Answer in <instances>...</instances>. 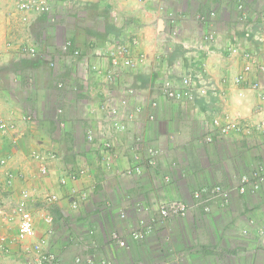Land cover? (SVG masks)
Instances as JSON below:
<instances>
[{
	"label": "crops",
	"instance_id": "obj_1",
	"mask_svg": "<svg viewBox=\"0 0 264 264\" xmlns=\"http://www.w3.org/2000/svg\"><path fill=\"white\" fill-rule=\"evenodd\" d=\"M51 2L50 14L34 15L29 27H22L14 16V0H0V110L11 107V117L19 124L15 133L0 131V161L11 155L0 168V185L5 188L3 171L14 175L11 189L0 190V264L35 262L33 253L19 250L14 242L18 225L9 217L23 191L31 195L36 240L46 241L45 250L58 257L55 264H264V236L249 222L264 225V195L236 190L245 165L264 160V142L237 133L213 134L211 127L212 119L226 111L253 115L259 104L256 95L240 99L236 89H216L214 95L187 102L170 101L161 90L166 79L181 85L183 77L196 82L206 78L218 85L224 72L235 77L244 62L232 54L234 48L264 61L261 26L252 16L246 23L233 22L231 3L221 0ZM175 9L217 10V41L204 44L200 35L205 29L191 21L178 35L169 30L165 16ZM67 40L84 53L76 63L63 58L60 46ZM24 43L36 45L41 56L30 60L22 55L18 46ZM123 44H133L129 55L138 65L103 90L86 68L97 64L107 69L114 49ZM249 77L264 82L257 71ZM130 90L136 96L128 97ZM127 98L119 118L123 128L102 119L99 106L104 101L115 105ZM152 100L159 101L156 110L150 108ZM61 108L63 128L56 116ZM28 113L33 121L21 122ZM88 129L95 132V143L86 140ZM103 141L112 142L110 155L98 147ZM150 150L157 152L154 164L149 162ZM40 151L58 157L47 162L46 175L33 154ZM138 165L141 174L127 175ZM66 168L76 179L62 184ZM216 184L231 188L229 207L210 202L198 206L195 191ZM49 195L57 199L52 210L44 203ZM176 199L191 208L185 218L159 219L150 231L141 226L147 215L136 210L135 202L156 213L159 204ZM121 211L127 214L125 220ZM245 229L251 231L247 236L242 234ZM139 230L136 239L133 232ZM114 235L126 246H119Z\"/></svg>",
	"mask_w": 264,
	"mask_h": 264
},
{
	"label": "built area",
	"instance_id": "obj_2",
	"mask_svg": "<svg viewBox=\"0 0 264 264\" xmlns=\"http://www.w3.org/2000/svg\"><path fill=\"white\" fill-rule=\"evenodd\" d=\"M139 3H144L146 0H137ZM227 3H231V20L233 22L242 24L249 21L252 16V22L257 23L264 30V0H221ZM14 16L20 22L22 27H29L32 17L34 15H48L52 11L51 0H14ZM218 12L215 9H211L208 12L199 10L196 12H185L181 9H175V11H169L165 16V22L169 30L173 31L176 35L182 32L184 24L191 21L196 23L201 28L202 34L200 35L201 41L207 46L212 45L217 41L215 27L218 23ZM135 42V41H134ZM10 46V45H9ZM74 43L72 40H67L60 46V50L63 52L64 60L70 62L73 60L74 63L79 61L83 57V52L79 49H74ZM18 50L22 55L30 60L39 58L42 54L40 49L34 45H19ZM120 54L113 53L111 63L107 67V80L111 84H115L118 78L128 70H133L137 67L138 61L129 55V48L125 45H120L117 49ZM232 54L237 57H241L244 62L242 71L235 77H231L228 72H224L218 77V85L213 84L210 80L204 78L200 82H196L189 77L182 79L181 85L170 79H166L161 83V90L164 96L170 101H187L192 102L198 96H207L216 94V89L219 92H223L226 89H236L238 97L240 99L247 98V93L256 95L259 104L255 109V113L251 116H242L239 111L234 114L226 111L221 117L213 119L211 126L213 134H219L228 136L231 133L241 134L244 137H261L264 139V82L261 80L250 79V74L253 71L264 75V61L256 53L244 51L241 47L232 49ZM66 61V62H67ZM142 62V59H140ZM50 67L55 68L54 61L50 60ZM100 66L97 64H89L86 70L91 72H99ZM109 69V70H108ZM98 74V73H97ZM205 76V75H204ZM219 84L221 88H219ZM247 86L244 89L243 86ZM60 89L64 88L63 84H59ZM134 91V90H133ZM130 90L128 97L135 96L134 92ZM127 99H121L117 104L113 105L109 101H104L101 105L100 111H103V118L108 122H112L118 129L123 128V124L120 121L121 111L128 104ZM159 107L158 100H152L150 108L156 110ZM142 107H138L136 111L140 113ZM57 120L60 127H65L64 112L62 109L58 110ZM150 120L155 119V115L149 114ZM33 116L25 114L21 117L20 121L23 123L31 122ZM18 123L11 116H6L3 111L0 110V131L4 134L7 132H13L17 129ZM87 140L89 143H94L93 130H87ZM141 141V139H139ZM210 141L211 138H207ZM101 150L106 154L110 155L112 151V142L103 141L101 143ZM35 158L41 162V172L43 175L48 174L46 164L48 161L53 160L57 155L48 152H34ZM157 152L155 150L149 151V162L154 164V159ZM11 159V155H7L6 158L1 159L0 168H3L8 161ZM250 166V165H249ZM248 167V166H246ZM250 167H253L250 166ZM83 172L84 170L81 169ZM245 171L239 178L237 192L240 195H261L264 194V163H258L253 168ZM82 172V173H83ZM85 173V172H84ZM127 175L141 174L142 168L138 165L134 168L129 169ZM14 175L11 172L5 173V189H10L12 186ZM75 180L76 174L71 173L70 169L63 172L61 177V183L65 184L67 180ZM232 190L226 184L216 185H203L194 193V199L197 205L200 206L202 203H214L222 209L229 207L231 202ZM22 198L16 202L10 214V219L16 221L18 225V234L14 238V242L19 245L26 246V252L33 253L35 256V262L33 264H55L57 262V256L49 253L45 250L46 241L36 240V229L33 212L31 209V198L27 191L21 193ZM57 199L55 195H49L44 199V203L47 208H52L56 204ZM158 211L154 213L153 209L148 205L137 201L135 202L136 210L141 215H147L140 221L141 226L147 227V230H151L156 222L166 221L171 219H182L185 218L190 212V206L184 201L176 199L170 202H164L158 205ZM209 211L208 208L205 209ZM1 212V205H0ZM8 217V218H9ZM120 218L125 220L127 214L125 211H121ZM48 222L52 221L51 217H46ZM250 225H253L254 231L264 236V225H258L255 220L249 221ZM250 230H243L242 234L247 236L250 234ZM141 231H134L133 235L136 239L140 238ZM143 235V234H142ZM257 236V235H256ZM117 239V243L121 247H125V242L120 239L118 235H114ZM258 237V236H257ZM2 240H6L5 236H2Z\"/></svg>",
	"mask_w": 264,
	"mask_h": 264
},
{
	"label": "rangeland",
	"instance_id": "obj_3",
	"mask_svg": "<svg viewBox=\"0 0 264 264\" xmlns=\"http://www.w3.org/2000/svg\"><path fill=\"white\" fill-rule=\"evenodd\" d=\"M226 19H228V17L226 18ZM133 39H135L136 40V38H132L131 40H133ZM130 40V41H131ZM135 40H133V41H131V43L133 42V44H135L134 43V41ZM11 45L13 44V42L12 43H10ZM127 44V43H126ZM126 44H123V46H125ZM129 44V43H128ZM133 44H130V45H133ZM13 45H16V44H13ZM21 45H26V46H29V44H26V43H24V44H21ZM130 45H126L128 48L130 47ZM34 46H36V45H34ZM9 47V46H8ZM7 48V47H6ZM117 49L118 48H115L114 49V52L113 53H115V54H120L119 53V51H117ZM41 56V55H40ZM27 58V57H26ZM73 60H70V63L72 62ZM49 67H50V65H49ZM51 69H54L53 67H50ZM136 69V68H135ZM95 73V72H94ZM98 73V74H97ZM96 74H95V78L97 79L96 81H98L97 83L98 84H100V87H101V89H103V90H105V89H107V90H109V85H112L111 84V82H109L108 80H107V71H106V69L104 70V69H102V67H100V69H99V72H97ZM122 76V75H121ZM183 78H185V77H183ZM171 80V79H170ZM0 96H1V92H0ZM136 96V95H135ZM115 99V98H114ZM115 100H117V99H115ZM119 101L121 100V99H118ZM118 101V102H119ZM110 102V101H109ZM103 104H104V102H103ZM102 104V105H103ZM101 105V104H100ZM99 107H101V106H99ZM98 107V108H99ZM10 109H12L11 107H9V106H7V105H4L3 106V113H5V115L6 116H11V114H13V110H9ZM62 109V108H61ZM63 110V109H62ZM63 112H64V110H63ZM29 114V113H28ZM29 115H31V114H29ZM58 115V114H57ZM56 115V116H57ZM13 116H14V114H13ZM102 118H103V115H102ZM13 119H14V117H13ZM15 120V119H14ZM33 121V120H32ZM18 126H19V124H18ZM17 129H18V127H17ZM17 129H15L14 131H13V133H15V131L17 130ZM94 133V138H95V140L97 139V137L95 136V132H93ZM13 135H15V134H13ZM257 140H260V141H262V142H264V139H262L261 137H257ZM95 143V142H94ZM98 147L100 148V149H102L101 148V144H99L98 143ZM112 149H113V144H112ZM48 153H51V152H48ZM53 154V153H52ZM58 158V157H57ZM262 160V158L260 159V161L258 162V163H264V160L263 161H261ZM252 166V165H251ZM255 166V163L253 164V167ZM253 167H250V166H248V167H244V172L245 171H249L248 169H251V168H253ZM66 169H68V168H66ZM6 172H8V171H3V176H2V179H3V181L5 180V173ZM61 175L63 176V172L61 173ZM61 176V177H62ZM0 182H1V180H0ZM3 185L1 186L0 185V190H2L3 191ZM5 189V188H4ZM11 189V188H10ZM6 190L7 191H9V189H7L6 188ZM29 193V192H28ZM261 195H264V194H261ZM29 197L31 198V195H30V193H29ZM22 198V195L20 196V199ZM0 205H4L3 203H1ZM54 206V205H53ZM52 206V207H53ZM11 207H12V209H13V204L11 205ZM50 210H52V208L50 209ZM5 212V211H4ZM18 245V248H19V250L21 249L23 252H25V253H28V254H30L29 252H26L27 250H26V246H24V245H19V244H17ZM49 252V251H48ZM49 253H52V252H49ZM52 254H54V253H52ZM56 255V254H55ZM57 256V255H56ZM57 259H58V257H57Z\"/></svg>",
	"mask_w": 264,
	"mask_h": 264
},
{
	"label": "bare ground",
	"instance_id": "obj_4",
	"mask_svg": "<svg viewBox=\"0 0 264 264\" xmlns=\"http://www.w3.org/2000/svg\"><path fill=\"white\" fill-rule=\"evenodd\" d=\"M223 115V114H222ZM222 115H218L217 117H214L213 119H215V118H218V117H221ZM213 119H212V121H213ZM212 121H211V123H212ZM212 127V126H211Z\"/></svg>",
	"mask_w": 264,
	"mask_h": 264
},
{
	"label": "clouds",
	"instance_id": "obj_5",
	"mask_svg": "<svg viewBox=\"0 0 264 264\" xmlns=\"http://www.w3.org/2000/svg\"><path fill=\"white\" fill-rule=\"evenodd\" d=\"M58 113V112H57ZM87 140V139H86ZM88 141V140H87ZM95 142H96V140H95Z\"/></svg>",
	"mask_w": 264,
	"mask_h": 264
},
{
	"label": "trees",
	"instance_id": "obj_6",
	"mask_svg": "<svg viewBox=\"0 0 264 264\" xmlns=\"http://www.w3.org/2000/svg\"><path fill=\"white\" fill-rule=\"evenodd\" d=\"M245 166H249V165H245Z\"/></svg>",
	"mask_w": 264,
	"mask_h": 264
}]
</instances>
